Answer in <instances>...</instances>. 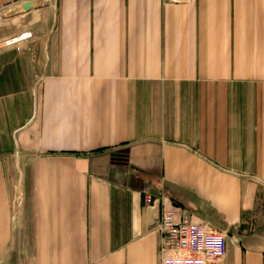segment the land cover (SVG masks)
I'll use <instances>...</instances> for the list:
<instances>
[{
    "label": "crops",
    "instance_id": "0c3cea01",
    "mask_svg": "<svg viewBox=\"0 0 264 264\" xmlns=\"http://www.w3.org/2000/svg\"><path fill=\"white\" fill-rule=\"evenodd\" d=\"M55 8L0 40V264H160L163 209L264 264V0Z\"/></svg>",
    "mask_w": 264,
    "mask_h": 264
},
{
    "label": "built area",
    "instance_id": "2783aa9c",
    "mask_svg": "<svg viewBox=\"0 0 264 264\" xmlns=\"http://www.w3.org/2000/svg\"><path fill=\"white\" fill-rule=\"evenodd\" d=\"M148 206L156 207L159 199L149 192ZM156 224L161 232L160 264H216L227 254L228 232L208 222H192L188 217L176 219L173 211L161 210Z\"/></svg>",
    "mask_w": 264,
    "mask_h": 264
},
{
    "label": "rangeland",
    "instance_id": "374dc122",
    "mask_svg": "<svg viewBox=\"0 0 264 264\" xmlns=\"http://www.w3.org/2000/svg\"><path fill=\"white\" fill-rule=\"evenodd\" d=\"M38 3L37 9L32 10L35 14H41L42 18H46L47 15L51 17L52 19L56 16V0H48L47 2H44L43 0L34 1ZM17 10L15 14H12L11 10ZM31 12V11H30ZM23 11V8L20 7H11V8H3L0 9V40L6 37H9V35H12L17 28H19L22 24H27L29 22V19H31L29 13ZM33 13V14H34ZM13 174L10 177L12 182V199H13V205L21 206L19 195L20 193L23 194V199H26L27 195V179L24 178L23 170H19L17 166L13 169ZM25 201V200H24ZM24 206V205H23ZM26 208V204H25ZM27 212V210H26ZM25 217V216H24ZM26 218H28L26 216Z\"/></svg>",
    "mask_w": 264,
    "mask_h": 264
},
{
    "label": "water",
    "instance_id": "95a60500",
    "mask_svg": "<svg viewBox=\"0 0 264 264\" xmlns=\"http://www.w3.org/2000/svg\"><path fill=\"white\" fill-rule=\"evenodd\" d=\"M23 5H24V6H22L23 7V10L25 12H28V11H30L32 9H36L38 3L34 2L33 0H29V1L25 2ZM11 12H12V14H15L17 12V10L16 9L15 10L13 9V10H11Z\"/></svg>",
    "mask_w": 264,
    "mask_h": 264
},
{
    "label": "bare ground",
    "instance_id": "6f19581e",
    "mask_svg": "<svg viewBox=\"0 0 264 264\" xmlns=\"http://www.w3.org/2000/svg\"><path fill=\"white\" fill-rule=\"evenodd\" d=\"M28 34H29V33H27V34L23 35V37H26ZM19 38H21V36H19V37H16V38L9 39V40H7V41H5V42L1 43L0 45H4V44L6 45V43H9V42L16 41V40H18Z\"/></svg>",
    "mask_w": 264,
    "mask_h": 264
}]
</instances>
